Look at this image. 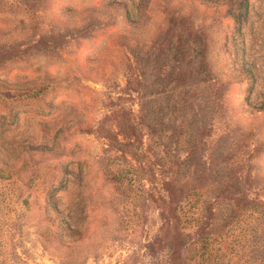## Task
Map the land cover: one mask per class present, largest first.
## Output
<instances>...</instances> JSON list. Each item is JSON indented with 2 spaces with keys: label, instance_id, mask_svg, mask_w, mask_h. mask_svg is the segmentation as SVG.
<instances>
[{
  "label": "rangeland",
  "instance_id": "374dc122",
  "mask_svg": "<svg viewBox=\"0 0 264 264\" xmlns=\"http://www.w3.org/2000/svg\"><path fill=\"white\" fill-rule=\"evenodd\" d=\"M247 2L238 24L227 1L0 0L7 264H239L252 226L248 264H264L257 215L208 234L238 200L264 202V0ZM50 194L79 228L60 243ZM203 231L209 254L189 259Z\"/></svg>",
  "mask_w": 264,
  "mask_h": 264
},
{
  "label": "trees",
  "instance_id": "16d2710c",
  "mask_svg": "<svg viewBox=\"0 0 264 264\" xmlns=\"http://www.w3.org/2000/svg\"><path fill=\"white\" fill-rule=\"evenodd\" d=\"M207 1H227L231 2L232 9L230 11L231 17L235 20L236 23L240 24L242 17L247 12L248 2L247 0H207ZM200 46L199 43H194L193 50H195L197 56H202V53H200L198 47ZM135 141V140H134ZM134 141H129L128 144L131 145L134 143ZM27 151L37 150L40 152L48 151L49 146L45 144L40 145H27ZM2 163V162H1ZM134 168L132 165L129 167H126L125 170L119 169L115 171L114 173H111V178L115 181V183L118 185L119 189H123L130 185L134 179L133 174ZM63 185V184H62ZM193 200H195L194 204L196 209H201V203L199 201L200 197L203 195L202 192L199 191H191ZM47 205L50 208L51 213L49 212L48 208L46 207L45 214L48 219L53 218L58 220L57 228L60 230V232L54 236V240L56 242L60 243L62 241H65V236H71L73 234L79 233V228L77 225L73 224V217L74 215L70 212H68L69 207H66L64 210L60 209L57 205V201L54 199V196L50 194L49 199L47 201ZM186 211V206L181 205V214L183 215ZM179 213V211H177ZM257 215V216H256ZM253 217L256 216L257 219H263L264 220V202L258 201L254 199H243L241 201L238 200V203L235 204V207H231L228 214L224 215L222 218H219L217 223H215L212 228L209 230L211 231L208 233L209 235L216 234H222V231H224L228 226L232 225L233 223H237L238 218L240 217ZM195 220L196 223H198L199 228H201L202 224V216L197 215V218H194L193 216L189 217L188 220H185L184 222L188 225L190 223L189 220ZM258 220V221H259ZM180 221V219H179ZM257 221V222H258ZM256 222V223H257ZM253 227L250 228L247 232V230L244 232V235L239 237L235 241V247L238 248L241 252H244L246 254L245 260L243 263L239 264H248L251 260L250 254L257 252L256 249V242L259 240L258 236L255 235L253 232ZM243 230V229H242ZM228 231H225L224 233H227ZM206 235V233L203 231L200 233V237L194 242L192 252L188 254L189 259L197 260L198 258H201L207 253L210 239L209 235ZM3 242H0V245ZM209 254V253H207ZM207 257V256H206ZM209 257V256H208ZM188 259V258H187ZM8 257L2 256L0 257V264H7ZM233 262V259H232Z\"/></svg>",
  "mask_w": 264,
  "mask_h": 264
}]
</instances>
